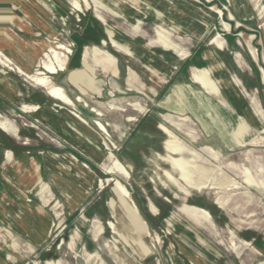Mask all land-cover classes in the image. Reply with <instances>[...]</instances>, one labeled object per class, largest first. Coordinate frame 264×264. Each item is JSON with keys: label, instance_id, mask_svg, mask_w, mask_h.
I'll list each match as a JSON object with an SVG mask.
<instances>
[{"label": "rangeland", "instance_id": "rangeland-1", "mask_svg": "<svg viewBox=\"0 0 264 264\" xmlns=\"http://www.w3.org/2000/svg\"><path fill=\"white\" fill-rule=\"evenodd\" d=\"M32 1L49 16L52 15V12L40 2ZM113 1L119 3L113 8L123 13V17L112 16L109 13H106V17L121 34L130 39V44L135 49L142 50V53L151 51L154 55L162 54L163 47L152 43L161 24L168 30L171 28L174 30L173 41L190 48L188 57L177 54L179 58L186 57L185 59L173 58L169 61V64L174 67L171 75L151 74L146 68L148 65L146 56L142 54L136 53L135 58H132L117 52L111 46L110 48L104 46L118 57L122 73L118 77L105 73L102 67L96 65L95 58L89 57L90 63L96 65L95 75L104 89L103 97L98 98L93 88H87L80 83V86L87 89V94L82 95L81 87L74 84L70 78L71 72L85 69L84 51L87 46H102L103 40L107 38L104 22L97 16L93 0H88L90 9L83 12L72 9L73 0H51L49 7L54 9V16L48 18L40 11L38 13L52 30L60 33V42L73 44L71 46L73 52L67 59L66 69L59 71V74L49 75L51 77L53 75L54 82L62 86L72 99L82 95L90 105L104 110L105 122L103 123L108 128V134L102 132L94 122L93 126L101 131L104 146L108 147L109 151L112 150L123 164L131 166L129 167L131 176L126 179L119 174H109L100 164H95L93 172L97 174L98 181L102 179L103 183L97 182V189L94 192L100 195L103 191L101 188L106 187L104 189L106 194L117 200L113 179L119 178L130 190L137 212L139 208L140 212L137 213L139 219H135L132 212H126L124 209L120 210V216L117 218L107 214L103 219L98 218L104 225V232L96 238L93 220L97 217L86 219L81 213L77 215L79 218L82 216L80 225L77 221L78 217L63 214L61 226H58L59 220H55L51 237L39 247L19 238L15 233H11V230H0V243L3 246L12 244L16 248L11 253L13 257L7 259L5 254L3 258L7 259L5 261L7 264H58V262L59 264H163L166 263V259H169L167 248L170 241L179 238L189 244L199 245L205 250L203 253L214 259V264H219L223 259L229 264H243L242 260L249 256L248 250L257 255L261 254L254 251L253 243L260 246L261 239L264 237V189L244 183L241 171L246 164L256 178L260 169H263L264 174V15L254 10L253 0L252 2L249 0H243L245 2L242 0ZM243 3L253 11L254 17L251 19L241 17L246 14ZM208 7L222 10V16L208 11ZM33 8L38 11L36 6ZM17 12L25 17L23 11ZM138 22H140V28L135 30L134 26ZM12 28L15 29V27ZM196 29L205 30L197 35ZM202 35L200 40L196 39L197 36ZM218 35H220L218 40L225 42V49H217L221 62L225 63L229 69H225L226 73L238 80L240 95H237L238 89L237 91L231 89L232 92L229 89H223L222 95L211 93L208 95L191 81V68L206 66L202 52L219 46L210 41L212 37ZM43 38L50 39L46 32H43ZM37 46L40 47L41 53H39L38 64L31 72L43 69L40 56L50 47L57 48V42L51 38L49 43L43 42ZM252 50L256 53L255 58ZM238 60L245 62L249 68L242 67ZM129 67L139 73L145 84L161 87L155 101H151L147 95L136 90H127ZM5 69L7 74L14 76L17 74L23 88L26 86L34 88L33 94L37 91L38 85L14 70L6 67ZM6 82L0 83L6 88L12 85L13 92L19 94L15 80ZM115 84L118 86L116 89H114ZM176 86L187 88L184 95L186 102L192 104V110H186L183 113L189 115L194 123L193 130L184 126L176 135L189 147L199 152L203 159L210 161L218 171L225 170L230 178L235 177L240 181L242 187L239 189L208 188L202 191L188 189L189 192H186L184 190L187 188L182 183L175 184L165 177V170L179 177V173L164 160V156L168 155L165 142L170 137L158 128L159 123H164L162 114H178L160 105L170 93H174ZM113 89L118 101L125 105L126 101L130 100L149 103L147 114L140 116L138 121H127L126 116L138 113L132 109V106L126 105L128 110L125 112L111 111L103 107L100 103L112 98L110 91ZM21 96L25 98L24 93ZM57 104L65 106L62 102ZM250 106L260 110L258 115L260 121L258 126L248 121L247 125L252 136L246 139L245 146H241L232 136L231 129L234 121L241 120L239 118L247 115L246 111ZM83 107V103H77L78 110ZM72 108L73 112H77L74 106ZM85 109L93 113L94 119L95 113L88 107ZM235 109H237L236 112ZM81 115L84 117L83 114ZM215 122L222 126L227 135L230 134L226 136V139L218 136ZM21 123L27 122L21 120ZM113 123L118 124L120 128H115ZM34 125L37 126L35 123ZM163 129L165 130L164 127ZM206 146H213L221 151L222 156L219 162L212 159V153L206 149ZM250 153L255 160L247 159ZM248 192L249 196L246 195ZM219 196H232L237 199V202L222 209L217 203ZM152 204L157 208L156 212L152 211ZM191 207H204L212 213L213 217L201 224L197 223L188 214ZM108 221L115 222L121 237L107 225ZM183 230L190 232L195 238L189 237L190 240H187L182 234ZM142 231L145 234H142ZM139 232H141L140 235H138ZM93 253L96 254L94 259L91 256Z\"/></svg>", "mask_w": 264, "mask_h": 264}, {"label": "crops", "instance_id": "crops-1", "mask_svg": "<svg viewBox=\"0 0 264 264\" xmlns=\"http://www.w3.org/2000/svg\"><path fill=\"white\" fill-rule=\"evenodd\" d=\"M37 1L41 2L48 11H51L52 15L49 16L45 11L35 5L32 0H3V5L0 6V18L3 20H0V50L11 58L16 65L20 66L25 71L27 70V72H31L34 66L38 64L39 50L35 45H39L43 42L49 43L51 41L49 35L52 29L38 12L40 11L42 15L45 14L50 18L54 16V9H50L42 0ZM242 2L245 1L242 0ZM243 5L246 7L243 8L246 10V14H240L241 17L246 19L254 17L251 8L245 3H243ZM33 6H36L38 11H35ZM20 10L24 12L25 17L19 15L17 11ZM5 11H11L13 18H7L3 13ZM33 14L36 19L31 17ZM12 27H15V29ZM53 31L57 32L56 30ZM43 32H46L50 39H44ZM58 35H60V33H58ZM203 35L201 37L197 36L196 39L200 40ZM116 37H120L124 42H131L119 31ZM171 37H173V33ZM104 40L106 43H104ZM104 40L102 46L95 45L85 48V69L74 70L70 75L74 84L80 86L81 83L86 85L87 88H93V92L98 98L103 97L104 89L100 85V81L96 79L95 66L102 67L105 73L115 77L120 76L122 73L118 57L110 50L106 49V46H108V48L111 46L117 52H121L132 58H135L136 53L144 56L147 55L146 59L148 65L146 68H148L151 74L171 75L174 67L169 64V61L173 58H179L177 52L169 51L165 48H163L164 52H162V54H157V56L151 51L142 53V50L135 49L131 46L132 53L128 54L114 47L108 35ZM152 43L153 45L161 46L156 41V37L152 40ZM224 46L225 42L223 47L217 46L216 49L212 47V49H205L202 52L203 62L206 64L205 67H209L211 64L206 53L213 50L216 54L215 56H217L218 60L221 62V57L218 54L219 50L217 49L223 50L225 49ZM95 47H99L101 50H95ZM180 47L181 50L187 54L186 57H188L191 52L190 48L182 45H180ZM105 51L108 52V54H106ZM91 56L95 58L96 65L90 63L89 57ZM238 63L244 68H249V65L247 66L245 62L243 63L238 60ZM223 65H225L224 67H226V70H229L225 63ZM0 67V82L7 83V80L13 79L17 82L20 91L19 94L13 93L0 83V114L12 120L17 127V133L13 134L6 132L0 126V230H11V233H15L19 238L30 242L35 247H39L51 237L52 230H54L55 226V220L58 219V226H61L62 216L60 218L57 217V211H61L62 215H72V217L76 218L81 213L86 219L95 216L97 218H95L93 222H100L101 224L102 222L98 218L103 219L107 214L113 217L108 202L115 197L106 194V190L104 191L106 187L101 188L103 191L100 195L94 192L97 189V182L99 183L100 181L97 179V174L93 172V166H95V164H100L99 161L105 158V152L102 150L103 135L97 127L93 126V122L95 124V120L97 119L105 122L103 120L105 116L104 110L90 105L82 96L87 94V89L80 86L82 95H79L75 99L69 97L74 101V105H72L75 107L74 110L80 115H84L83 118H85L86 123H83L75 116H72V114H68V111L70 112L73 110L72 106L66 104L65 106L58 105L57 102L60 101L52 98L48 94L46 88L37 86V91L33 94L32 92L35 91L34 88H28V86L23 88V85L20 84L17 78V74L16 76L10 73L7 74L8 72L2 63H0ZM198 68H204V66H193L191 68V81L197 84L205 94L209 95V93L205 92V90L193 80L192 73ZM218 72L215 71V76H219ZM220 74L222 75V71H220ZM53 75L52 84L58 85L54 82ZM127 82L128 91L136 90L143 93L147 95L151 101H155L160 94V86H149L145 84L140 78L139 73L131 67H129ZM114 86V89L118 88L116 84ZM114 89L110 91V96L112 98L106 102L100 103L103 107L111 111L125 112L128 110L126 105L132 106V109L138 113L136 115L126 116L127 121H138L140 116L147 114L149 103L146 104L130 100L126 101L125 105L123 102L118 101L116 94H114ZM186 89L185 86H176L173 91L174 93H170L160 104L178 113L162 114L164 123H159L158 128L165 134L166 132L163 127L175 134L179 133L184 126H187V129L189 128L190 130L194 129L192 126L194 124L192 118L183 113L186 110H192V104L186 102L187 100L184 95ZM223 89L228 90V88H222V90ZM23 93L25 94V98H21V94L23 95ZM178 97H180V100H178ZM77 103H83L85 108L88 107L92 112L94 111L95 118L93 119V113L88 112L84 107L78 110L76 108ZM24 105H26L27 108H24ZM223 105L225 106V104ZM35 107L39 108L36 110ZM64 107L65 109H62ZM235 111H237V109H235ZM96 112H101L102 116H98ZM21 120L27 123L22 124ZM34 123L37 124L38 127L33 125ZM215 124V127L218 128V136L226 139V136L228 137L230 135L229 132V135H227L226 131L221 128L222 126L218 125L216 122ZM113 126L117 129L120 128L118 124L113 123ZM186 133L190 136L189 132L186 131ZM158 155H160V153H158ZM42 184L46 186L44 195L42 194L44 189H41ZM188 211V214L197 223L201 224L203 221H208L206 218L197 215L192 207L191 210ZM139 212L138 208V214ZM82 216L80 218L78 217L77 220L80 225L82 223ZM140 233L141 232H139L138 235H140ZM142 234H145V232L143 231ZM182 234L186 236L187 240H190L189 237L195 238L186 230H183ZM5 241L7 242V240ZM16 243L17 242L14 240V244ZM253 245L260 249L262 253L257 255L248 250L249 256L242 260L243 264L264 263V237L261 239L260 246L255 245V243H253ZM15 249L16 248H14L12 244L3 246V244L0 243V254L2 253V255H0V264H7L5 261L13 257L11 253ZM203 251L205 250L200 248L197 244H189L186 241L176 238L170 241L167 248L169 259H166V263L164 262L163 264H214V259L209 258ZM206 251L208 252V250ZM5 254H7V259L3 258ZM227 263L229 264L225 259L219 262V264Z\"/></svg>", "mask_w": 264, "mask_h": 264}, {"label": "bare ground", "instance_id": "bare-ground-1", "mask_svg": "<svg viewBox=\"0 0 264 264\" xmlns=\"http://www.w3.org/2000/svg\"><path fill=\"white\" fill-rule=\"evenodd\" d=\"M42 1L47 6H49L52 3L51 0H42ZM208 1H211V0H208ZM93 3L96 6L97 16L105 24L106 34L108 35L112 45L114 47H116L117 49L124 51L125 53L131 54L132 53V47H131L130 43L124 42L120 37L119 38L116 37V35L118 34V31L115 28V26L108 21V19L106 17V13H109L112 16L123 17V13H121L117 9L115 10L113 8V6L118 5L119 3L117 1L115 2L113 0H93ZM253 3L255 5L256 11L259 14L264 15V1L263 0H253ZM1 5H3V0H0V6ZM72 5H73V8H72L73 10H77L80 12H83L84 10L90 9V4H88V0H73ZM207 9H208V11L213 12L219 16L220 15L222 16V14H223V11L220 9H214L211 7H208ZM3 13L5 14V16L7 18H9V19L13 18L11 11H8V12L5 11ZM63 16L65 17L66 15L64 14ZM159 16H162V15L159 14ZM31 17L36 19L34 14ZM192 26H193V24H192ZM134 28H135V30H138L140 28V22H138V24H136L134 26ZM204 30L196 29L195 33H197V35H200L204 32ZM157 31L158 32H157V36H156V41L158 42V44H160L166 50L175 51L181 56H187V54L181 50L180 45L178 43H176L175 41H173V39H172L173 37H171V35L174 32V30L172 28L168 30L161 24V25H159ZM49 36H50V38L56 40L57 48L50 47L49 49L44 51L43 55L40 56L41 65H42L43 69H37L34 72H27V70L25 71L20 66L16 65L14 63V61L11 58H9L8 56H6L1 50H0V63H2L5 67L16 71L21 76L26 77L28 80H30L34 84L41 86L43 88H46L48 91V94L52 98L62 102L63 104L72 106V105H74V101L65 92L63 87L52 84V77L49 74H56L59 71L66 69L67 59L69 58V55L73 52V50L71 48V46L73 44L68 45V44L60 42L58 33L53 31V30H51ZM219 36L220 35L212 37L210 39V41H211V43H217L219 45V47H221V46L223 47L224 42H221L218 40ZM104 43H106L105 40H104ZM35 47L38 48V50H39L38 52L41 53V51L39 49L40 47H38L37 45H35ZM94 49L95 50H101L99 47H95ZM105 53L108 54V52H106V51H105ZM215 55L216 54L213 50H210V52L206 53V56L211 61V64L209 67L198 68V69L194 70L192 73L193 80L196 83H198L207 93H211V94H215V95H222V93H223L222 88H228L229 91H231V89L234 91H237L236 89H238V87H239L238 80L235 77L230 76L226 73V70H225L226 67H224L225 65H223L222 62H220L218 60L217 56H215ZM252 55L254 58L256 57V53L253 50H252ZM111 58H113V57H111ZM28 69H30V68H28ZM165 69H167V68H165ZM215 71L216 72L219 71L218 72L219 76H217V75H216L217 77L215 76V74H214ZM220 71H222V75L220 74ZM12 88H13L12 85H11V87H8V89H10L13 92ZM239 93L241 94V91L238 89L237 95H240ZM178 100H180V97H178ZM24 108H27L26 105H24ZM38 108L39 107H35L36 110ZM62 109H65V107ZM93 110H94V108H93ZM246 112H247V115H245L246 114L245 113L244 114L245 116H242L241 118H239L241 120L234 121V126L231 129L232 133H233L232 136L235 137V139H236L235 141H237L238 145H241V146H243V145L245 146L246 139L248 137L252 136V134H250L251 132H249V128L247 125L248 121L255 126H258L259 121H260L259 116H258L260 113V110L257 107H255V106L251 107L250 106V108ZM41 113H42V111H41ZM68 114H72V116H75L76 118L81 120L83 123H86L85 118H83V116H81L79 113L68 111ZM96 114L98 116H102L101 112H96ZM43 115H44V113H43ZM220 122H221V120H220ZM95 123L102 132H106L108 134L109 131H108V128L104 125L105 123H103L100 119L95 120ZM0 126L6 132H10L13 134L17 133V127L14 124V122L12 120L6 118V117H3L2 114H0ZM164 131L170 137L165 142V149H166V151H168V155L164 156V158H165L164 160L168 161L170 163L172 169H174L175 171H177L179 173V177H175L173 172H171L169 170H165L164 175L169 181H171L175 184L182 183L187 188L184 190L186 192H189L188 189H194V190L202 191V190L208 189V188H215V189L226 188L227 190H233V189H239L240 187H242L241 186L242 183L240 181L236 180L235 177L230 178L225 170L218 171L212 165V163L210 161L203 159L199 152H197L195 149L189 147L175 133H173L172 131H170L167 128H165ZM89 134H91V133H89ZM108 149H109L108 147L104 146V140L102 139V150H104L103 152H105V158L101 159L99 161L102 168H104V170L109 174H119L126 179L129 178L131 176L130 171H129V167L131 168V166L128 167L127 165L123 164V162L115 155V153L112 150L109 151ZM206 149L212 153V159L213 160H215L217 162L220 161V158L222 156L221 151H218L213 146H206ZM98 155H100V154H98ZM247 159L255 160V158L252 157L251 153L247 156ZM233 166H235L236 168H239L236 165H233ZM241 171H242L244 183H246L248 185L259 186V187L264 189L263 169H260V172L258 174V178H256L254 176V174L251 172L250 168L246 164H244V167ZM113 180H114V193L116 194V196H118L117 200L111 199L108 202L113 217L114 218L119 217L120 216V210L124 209L126 212H129V213L132 212L133 217L135 219L136 218L139 219V216L137 214L138 213L137 207L133 201L130 190L119 178H114ZM99 181H100V184L103 183L102 179H100ZM41 189L42 190L44 189L42 191V194L44 195V193L46 192V186L42 184ZM246 195L249 196L250 193L248 192ZM236 202H237V199H234L232 196H219L217 198V203L220 205V207H222V209L230 207L231 205H233ZM151 209H152V211H155V212L157 211V208L155 207L154 204L151 205ZM192 209L199 216H202L206 219L212 218L211 213L204 207H195ZM56 216L60 218L62 216V212L57 211ZM243 220H244V217H243ZM107 225L119 237H121V235L117 232L115 222L108 221ZM94 230H95V235L97 238L99 235L101 236V234H103L104 226L100 222H96V223H94ZM234 243H235V241H234ZM247 244H249V243H247ZM253 249L257 253H262V251L260 249H258L257 247H253ZM91 256H93V259H94L96 254L93 253V255H91ZM58 264H59V262H58Z\"/></svg>", "mask_w": 264, "mask_h": 264}, {"label": "built area", "instance_id": "built-area-1", "mask_svg": "<svg viewBox=\"0 0 264 264\" xmlns=\"http://www.w3.org/2000/svg\"><path fill=\"white\" fill-rule=\"evenodd\" d=\"M34 125V124H33Z\"/></svg>", "mask_w": 264, "mask_h": 264}]
</instances>
